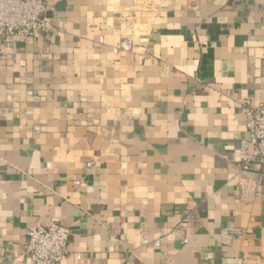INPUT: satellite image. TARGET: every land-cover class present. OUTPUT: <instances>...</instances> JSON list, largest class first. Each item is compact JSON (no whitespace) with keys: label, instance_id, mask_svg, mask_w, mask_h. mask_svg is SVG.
<instances>
[{"label":"crops","instance_id":"0c3cea01","mask_svg":"<svg viewBox=\"0 0 264 264\" xmlns=\"http://www.w3.org/2000/svg\"><path fill=\"white\" fill-rule=\"evenodd\" d=\"M47 3L56 30L0 61V264L51 222L59 264H264V176L234 166L239 104L264 101V0Z\"/></svg>","mask_w":264,"mask_h":264},{"label":"built area","instance_id":"2783aa9c","mask_svg":"<svg viewBox=\"0 0 264 264\" xmlns=\"http://www.w3.org/2000/svg\"><path fill=\"white\" fill-rule=\"evenodd\" d=\"M51 11L47 0H0V61L15 42L53 33L56 27ZM132 46L130 39H123L118 44L122 50H130ZM239 109L245 115L247 136L240 143L239 158L234 166L240 175L256 168L264 176V101L255 106L245 101L239 104ZM89 167L90 163H86L85 168ZM79 183V180L75 181V184ZM191 219L192 215L186 213L185 221ZM239 232L237 228H229L222 233L220 240L229 243ZM69 237L70 229L57 222L29 227L25 231L18 264H59L69 252ZM141 242L149 243L145 234L141 235ZM152 243L157 245L158 241Z\"/></svg>","mask_w":264,"mask_h":264},{"label":"water","instance_id":"95a60500","mask_svg":"<svg viewBox=\"0 0 264 264\" xmlns=\"http://www.w3.org/2000/svg\"><path fill=\"white\" fill-rule=\"evenodd\" d=\"M1 264H6V263H1Z\"/></svg>","mask_w":264,"mask_h":264}]
</instances>
